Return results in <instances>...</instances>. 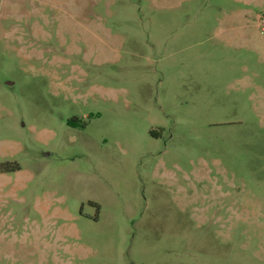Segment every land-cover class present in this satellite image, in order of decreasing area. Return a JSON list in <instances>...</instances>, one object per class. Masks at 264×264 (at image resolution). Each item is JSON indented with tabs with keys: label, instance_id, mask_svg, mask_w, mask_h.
<instances>
[{
	"label": "rangeland",
	"instance_id": "obj_1",
	"mask_svg": "<svg viewBox=\"0 0 264 264\" xmlns=\"http://www.w3.org/2000/svg\"><path fill=\"white\" fill-rule=\"evenodd\" d=\"M0 264H264V0H0Z\"/></svg>",
	"mask_w": 264,
	"mask_h": 264
},
{
	"label": "flooded vegetation",
	"instance_id": "obj_2",
	"mask_svg": "<svg viewBox=\"0 0 264 264\" xmlns=\"http://www.w3.org/2000/svg\"><path fill=\"white\" fill-rule=\"evenodd\" d=\"M20 169H18L17 171H19ZM7 173V171H4L2 174H6Z\"/></svg>",
	"mask_w": 264,
	"mask_h": 264
}]
</instances>
